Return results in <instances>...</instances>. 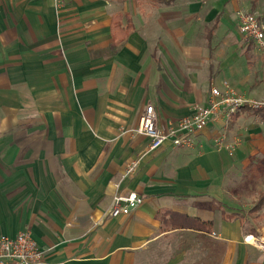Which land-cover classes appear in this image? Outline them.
<instances>
[{"label":"crops","instance_id":"crops-1","mask_svg":"<svg viewBox=\"0 0 264 264\" xmlns=\"http://www.w3.org/2000/svg\"><path fill=\"white\" fill-rule=\"evenodd\" d=\"M162 1L0 0V235L30 233L51 264H264L257 199L228 187L264 163V110L208 125L191 149L150 151L135 133L146 106L165 129L224 83L264 100V54L234 17L264 19V2ZM222 133L240 141L232 156L214 148ZM131 193L143 203L108 217ZM166 211L211 232L167 228Z\"/></svg>","mask_w":264,"mask_h":264},{"label":"built area","instance_id":"built-area-1","mask_svg":"<svg viewBox=\"0 0 264 264\" xmlns=\"http://www.w3.org/2000/svg\"><path fill=\"white\" fill-rule=\"evenodd\" d=\"M237 29L245 42L252 43L257 52L264 54V19L254 11L239 9L234 14ZM242 109L252 111L264 110V100H255L237 94L227 84L223 88H211L205 106L194 105L189 117L167 124L165 129L156 125V115L152 106H146L139 119L136 134L149 139V150L161 148L170 143L175 149H191L194 147L193 136L201 133L210 124L228 125ZM216 151L226 150L229 156L240 145L237 138L227 141L225 135L214 138ZM138 161L130 162L125 169V177L135 173ZM143 199L131 193L127 196H115L107 213L110 218L127 215L133 208L141 205ZM248 238V237H247ZM247 238L245 241L247 242ZM0 264H51L45 258L44 251L28 232H21L13 237L0 235Z\"/></svg>","mask_w":264,"mask_h":264},{"label":"rangeland","instance_id":"rangeland-1","mask_svg":"<svg viewBox=\"0 0 264 264\" xmlns=\"http://www.w3.org/2000/svg\"><path fill=\"white\" fill-rule=\"evenodd\" d=\"M261 1L264 2V0H261ZM246 43H249V42H246ZM255 112H258V111H255ZM261 113H264V111H262ZM254 120H250V121L255 122ZM253 165L254 163L250 162L249 166L244 171L241 170L236 176L232 177L230 184H228L230 196L233 199L238 200L239 202H242V201L246 202L247 204H249V206L251 203H253L252 201L257 199L256 197L258 196L257 194L259 192H264V163L257 164L255 169L251 170V167ZM258 165L261 167L260 170L258 168ZM244 189L249 192L245 193L246 191ZM260 216L261 218L258 221L259 225H261L262 222H264V211L260 212Z\"/></svg>","mask_w":264,"mask_h":264},{"label":"trees","instance_id":"trees-1","mask_svg":"<svg viewBox=\"0 0 264 264\" xmlns=\"http://www.w3.org/2000/svg\"><path fill=\"white\" fill-rule=\"evenodd\" d=\"M150 1L154 3H167L162 0H150ZM115 27H117V24L114 23L113 29ZM262 211H264V192H260L258 194L256 202L253 204V207L248 211V215L249 217H253V219L257 217H258L257 219H260V212ZM255 215L257 217H255ZM230 217L232 218L234 216L231 215ZM161 218L162 220L168 219V221H166L168 222V224H166L167 228L170 226L172 227L175 226L177 228H182V229L187 228V229H192L195 231H203V232H209V233L211 232V227H212L211 222H203L200 219H192V218L187 217L186 215H182V214H178V213H174L170 211H166L165 213H163V216ZM169 223H173V224L169 225ZM257 227L258 226H254L253 224L250 226V232H251L250 234L254 237H258V234L256 233Z\"/></svg>","mask_w":264,"mask_h":264},{"label":"bare ground","instance_id":"bare-ground-1","mask_svg":"<svg viewBox=\"0 0 264 264\" xmlns=\"http://www.w3.org/2000/svg\"><path fill=\"white\" fill-rule=\"evenodd\" d=\"M248 238H249V237H248ZM248 238H247V243H249V244H254V240H253L252 238H249V239H248Z\"/></svg>","mask_w":264,"mask_h":264}]
</instances>
